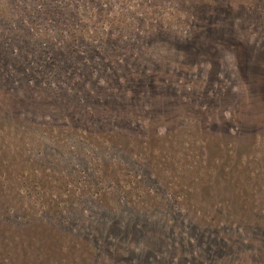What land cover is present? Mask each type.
<instances>
[{
    "label": "rangeland",
    "instance_id": "rangeland-1",
    "mask_svg": "<svg viewBox=\"0 0 264 264\" xmlns=\"http://www.w3.org/2000/svg\"><path fill=\"white\" fill-rule=\"evenodd\" d=\"M0 264H264V0H0Z\"/></svg>",
    "mask_w": 264,
    "mask_h": 264
},
{
    "label": "trees",
    "instance_id": "trees-1",
    "mask_svg": "<svg viewBox=\"0 0 264 264\" xmlns=\"http://www.w3.org/2000/svg\"><path fill=\"white\" fill-rule=\"evenodd\" d=\"M77 193V192H76ZM52 204V203H51ZM52 206H53V204H52Z\"/></svg>",
    "mask_w": 264,
    "mask_h": 264
}]
</instances>
